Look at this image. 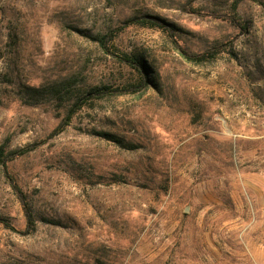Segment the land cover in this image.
<instances>
[{"label":"rangeland","instance_id":"1","mask_svg":"<svg viewBox=\"0 0 264 264\" xmlns=\"http://www.w3.org/2000/svg\"><path fill=\"white\" fill-rule=\"evenodd\" d=\"M178 1L0 0V148L46 138L65 114L28 85L50 94L135 78L83 33L144 14L175 23L196 51L237 33ZM234 1L195 6L227 12ZM238 13L248 33L203 65L152 28L113 41L153 62L160 90L100 100L9 164L39 224L30 236L0 225V264H264V0H242ZM0 217L25 228L1 165Z\"/></svg>","mask_w":264,"mask_h":264},{"label":"trees","instance_id":"2","mask_svg":"<svg viewBox=\"0 0 264 264\" xmlns=\"http://www.w3.org/2000/svg\"><path fill=\"white\" fill-rule=\"evenodd\" d=\"M198 0H179L177 2L178 8L183 12L197 15L199 17H210L217 20H221L230 24L237 33L232 37L224 40L215 41L214 44L203 51H196L189 45L182 42L183 33L181 29L160 16L152 14H144L143 16L131 17L125 21L121 26L111 29L107 33L98 32L96 34L83 33L90 41L99 45L106 53L112 56L118 62L128 66L135 78L128 80L119 85H100V86H88L78 90H72L66 87L67 84H60L53 86L50 94L47 91H38L33 85H28L27 89L35 91V95H46L49 100L53 97L54 101H58L61 109L65 114L61 119L58 126L44 139L33 142L23 147L7 150L4 147L0 148V165L2 166L3 173L10 184L14 195L19 201L23 214L26 220L25 228L21 229L17 227L10 219L0 217V225L5 229L16 233L20 236H30L34 234L38 228L39 217L33 207L31 199L27 192L19 184L18 180L13 176L9 170V164L22 158L33 151L37 150L49 140L62 134L73 122L74 118L87 107H92L98 101L125 95H135L144 92L148 89L160 90L159 75L154 67L153 62L146 57L142 52L139 53H126L120 52L113 46V41L124 30L131 26H142L145 28H152L162 31L170 40L173 48L179 55L188 63L195 65H203L210 62H214L219 59L223 54L229 52L233 48L234 42L242 35L248 33L249 26L238 13L239 3L242 0H236L231 5L229 11L222 12L216 9H209L205 7H196L195 4ZM3 99L0 98V102ZM35 104V103H34ZM109 140L114 141L120 147L126 149H136V145L127 142L121 137L114 135L104 134ZM44 219L43 221H46ZM48 222V220H47Z\"/></svg>","mask_w":264,"mask_h":264},{"label":"water","instance_id":"3","mask_svg":"<svg viewBox=\"0 0 264 264\" xmlns=\"http://www.w3.org/2000/svg\"><path fill=\"white\" fill-rule=\"evenodd\" d=\"M187 209V211H188V208H186Z\"/></svg>","mask_w":264,"mask_h":264}]
</instances>
